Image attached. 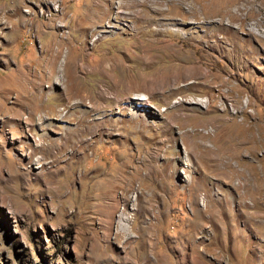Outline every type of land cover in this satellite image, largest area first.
<instances>
[{
	"label": "rangeland",
	"instance_id": "374dc122",
	"mask_svg": "<svg viewBox=\"0 0 264 264\" xmlns=\"http://www.w3.org/2000/svg\"><path fill=\"white\" fill-rule=\"evenodd\" d=\"M263 3L0 0V264H264Z\"/></svg>",
	"mask_w": 264,
	"mask_h": 264
},
{
	"label": "bare ground",
	"instance_id": "6f19581e",
	"mask_svg": "<svg viewBox=\"0 0 264 264\" xmlns=\"http://www.w3.org/2000/svg\"><path fill=\"white\" fill-rule=\"evenodd\" d=\"M138 1V0H137ZM170 1V0H169ZM176 1V0H175ZM249 1V0H248ZM130 2V1H129ZM166 2V1H165ZM182 2H183V0H182ZM209 2V1H208ZM211 2V1H210ZM107 3V2H106ZM145 3V2H144ZM217 3V2H216ZM108 4V3H107ZM158 4V3H157ZM169 4H171V3H169ZM178 4V3H177ZM176 4V5H177ZM253 4V2H247L246 4H245V6L244 7H246V11H249L250 10V8H249V5H252ZM264 4V3H263ZM155 5V4H154ZM160 5H162V4H160ZM121 6V5H120ZM166 6V5H165ZM167 6H169V5H167ZM178 6V5H177ZM212 6V5H211ZM220 6V5H219ZM240 6V5H239ZM142 7V6H141ZM195 7V6H194ZM207 6H205L204 8H206ZM213 7H215V6H213ZM131 8V7H130ZM143 8V7H142ZM160 8V7H159ZM168 8V7H167ZM215 8H217V7H215ZM222 8H224V9H228V8H225V6L224 7H222ZM124 9V8H123ZM171 9V8H170ZM190 9H192V8H190ZM128 10V9H127ZM168 10V9H167ZM212 10V9H211ZM145 11V10H144ZM160 11V10H159ZM244 12V9H242V8H240V9H237L236 11H235V15H237V16H239L238 14H239V12L240 13H242L243 14V12ZM161 12V11H160ZM169 12V11H168ZM252 12V10L250 11V13ZM107 13V12H106ZM148 13H149V11H148ZM164 13H165V11H164ZM221 13V12H220ZM249 13V14H250ZM173 14V13H172ZM241 14V15H242ZM88 15V14H87ZM247 15V14H246ZM89 16H91V15H88V18H90ZM93 16H94V14H93ZM134 16V15H133ZM140 16V15H139ZM197 16V15H196ZM86 18L85 19H87V16H85ZM95 17V16H94ZM103 17V16H102ZM165 17V16H164ZM198 17V16H197ZM247 17V16H246ZM92 18V17H91ZM106 19H107V17H105ZM196 18V17H195ZM214 18V17H213ZM228 18V17H227ZM94 19V18H93ZM96 19V18H95ZM170 19V18H169ZM221 19V18H220ZM238 19V18H237ZM247 19V18H246ZM91 20V19H90ZM109 20V19H108ZM113 21H114V23H113ZM224 21V20H223ZM89 22H91V21H89ZM120 22V19H119V17L118 16H114V18H113V20H112V24H114V25H116L115 23H119ZM147 22V21H146ZM149 22V21H148ZM232 23V22H231ZM85 25L87 24V23H84ZM89 24H91V23H89ZM161 24V23H160ZM237 24V23H236ZM88 25V24H87ZM86 25V26H87ZM106 25V24H105ZM114 25H111V24H109V25H107V28L109 27V28H115L116 29V27L114 26ZM151 25V24H150ZM159 25V24H158ZM166 25V24H165ZM168 25V24H167ZM147 26V25H146ZM145 26V27H146ZM160 26V25H159ZM164 26V25H163ZM158 27V26H157ZM90 27H88V29H89ZM120 28V27H119ZM118 28V29H119ZM132 28V27H131ZM160 28V27H159ZM202 28V27H201ZM83 29H84V27H83ZM102 29V28H101ZM130 29V28H129ZM136 29V28H135ZM146 29V28H145ZM150 29V28H149ZM149 29L147 30V33L149 32ZM153 29H155V28H153ZM94 30H96V29H93V31ZM98 30H99V28H98ZM137 30V29H136ZM141 30V29H140ZM97 31V30H96ZM128 31V30H127ZM139 31V30H138ZM137 31V32H138ZM144 31V30H143ZM155 31V30H154ZM173 31V30H172ZM102 32V31H101ZM105 32H108V30H105ZM129 32V31H128ZM136 32V31H135ZM151 32V31H150ZM157 32V31H156ZM90 33V32H89ZM94 33V32H93ZM143 33H146V32H143ZM152 33V32H151ZM174 33V32H173ZM150 33H148V35H149ZM156 34V33H155ZM163 34V33H162ZM178 34V33H177ZM252 34H254V33H252ZM160 35V34H159ZM171 35V34H170ZM188 35H190V34H188ZM104 36V35H103ZM154 36V35H153ZM163 36V35H162ZM99 37V36H98ZM132 37V36H131ZM152 37V36H151ZM157 37V36H156ZM92 39V38H91ZM146 39V38H145ZM149 39V38H148ZM153 39V38H152ZM98 40V39H97ZM137 40V39H136ZM156 41H157V38L155 39ZM149 41V40H148ZM98 42V41H97ZM160 42V41H159ZM151 43V42H150ZM152 44V43H151ZM166 45V44H165ZM155 48V47H154ZM153 48V49H154ZM164 48V47H163ZM162 48V49H163ZM173 48V47H172ZM172 48H170V49H172ZM152 49V48H151ZM166 49V48H165ZM167 49H169V48H167ZM142 51V50H141ZM51 53H53V52H51ZM147 54H148V52H147ZM146 54V55H147ZM150 54V53H149ZM56 55V54H55ZM104 55V54H103ZM107 55V54H106ZM56 57V56H55ZM103 58V57H102ZM116 58V57H115ZM129 58V57H128ZM49 59V58H48ZM117 60V59H116ZM97 61H99V60H97ZM110 61V60H109ZM118 61V60H117ZM158 61V60H157ZM46 62V61H45ZM148 62V61H147ZM54 63V62H53ZM159 63H161V62H159ZM31 64V63H30ZM98 64V63H97ZM152 64V63H151ZM121 65V64H120ZM156 65V64H155ZM31 66V65H30ZM38 66V65H37ZM57 68V67H56ZM191 68V67H190ZM23 69H24V67H23ZM29 69V68H28ZM35 69V68H34ZM51 69V68H50ZM59 69H61V68H59ZM124 69V68H123ZM176 69V68H175ZM38 70V69H37ZM43 70V69H42ZM72 70V69H71ZM77 70V69H76ZM182 70V69H181ZM195 70H197V68L196 69H192V71H195ZM51 71V70H50ZM82 71V70H81ZM98 71H100V70H98ZM35 72V71H34ZM84 72V71H83ZM82 72V73H83ZM191 72V71H190ZM197 72L199 73V70H197ZM63 73V72H62ZM96 73V72H95ZM98 73V72H97ZM100 73V72H99ZM173 73V72H172ZM11 74H12V72H11ZM14 74H15V72H14ZM13 75V74H12ZM51 75V74H50ZM56 75V74H55ZM55 75L54 76H51V79H52V81L54 82V84H57V82H58V80L57 79H59V78H55ZM97 75V74H96ZM165 75V74H164ZM203 77H204V79L206 80V79H208L209 77H210V73H205V72H203ZM26 76V75H25ZM24 76V77H25ZM90 76V75H89ZM103 76V75H102ZM161 76V75H160ZM182 76V75H181ZM18 77V76H17ZM16 77V78H17ZM23 77V76H22ZM22 77H21V79H22ZM49 77V76H48ZM168 77V76H167ZM63 78V77H62ZM83 78V77H82ZM104 78V77H103ZM107 78V77H106ZM116 78H117V76H116ZM129 78V77H128ZM131 78V77H130ZM24 79V78H23ZM67 79V78H66ZM15 80V79H14ZM80 80V79H79ZM87 80V79H86ZM126 80H128V79H126ZM182 80H184V79H182ZM16 81H18V80H16ZM26 81V80H25ZM29 81V80H28ZM35 81V80H34ZM48 81V80H47ZM51 81V80H50ZM117 81V80H116ZM30 82V81H29ZM33 82V81H32ZM49 82V81H48ZM101 82V81H100ZM127 82V81H126ZM207 82V81H206ZM28 83V82H27ZM34 83V82H33ZM170 83V82H169ZM198 83V82H197ZM37 84V83H36ZM110 84V83H109ZM16 85V84H15ZM27 85V84H26ZM187 85V84H186ZM195 84H193V86H194ZM225 85V84H224ZM108 86V85H107ZM106 86V87H107ZM110 86V85H109ZM120 86V85H119ZM126 88V87H125ZM107 90V89H106ZM178 90V89H177ZM118 91V90H117ZM127 91V90H126ZM190 91V90H189ZM109 92V91H108ZM177 94V93H176ZM30 95V94H29ZM32 95V94H31ZM63 95V94H62ZM116 96V95H115ZM26 98V97H25ZM117 98V97H116ZM115 98V99H116ZM131 98V97H130ZM29 100H30V98H28ZM113 99V98H112ZM133 99H135L136 100V102H133ZM78 101V100H77ZM80 101V100H79ZM147 101V99H145V98H132V101H130V106L131 107H134V109L135 108H138V106H137V104L139 103L140 104V107H142V106H147L148 105V103L146 102ZM76 102V101H75ZM120 102V101H119ZM200 102V101H199ZM80 103V102H79ZM78 103V104H79ZM89 103V102H88ZM108 103V102H107ZM115 103V102H114ZM24 104V103H23ZM36 104V103H35ZM181 104V103H180ZM99 105V104H98ZM72 106V105H71ZM97 106V105H96ZM31 107V106H30ZM65 108V107H64ZM104 109V108H103ZM106 109V108H105ZM123 109V108H122ZM81 110V109H80ZM95 110V109H94ZM44 112V111H43ZM64 112V111H63ZM78 112V111H77ZM110 112V111H109ZM35 113H36V110H35V108L33 109V108H31V115L33 114V115H35ZM47 113V114H46ZM45 114H46V117H47V115H50L49 113L50 112H46ZM79 113V112H78ZM89 113V112H88ZM92 113V112H91ZM178 113V112H177ZM41 114V113H40ZM136 114V113H135ZM138 114V113H137ZM65 115V114H64ZM107 115V114H106ZM55 116H57V115H55ZM54 116V117H55ZM60 117H61V114L59 115ZM74 116V115H73ZM103 116V115H102ZM16 117H20L19 116V114H17L16 115ZM31 117V116H30ZM35 117V116H34ZM46 117H43V116H41V118H37V116H36V122L38 121V122H41V124H42V122H43V120L46 118ZM105 117V116H104ZM145 117V116H144ZM83 118V117H82ZM33 119V118H32ZM94 119V118H93ZM213 120V119H212ZM46 121H47V123H48V126H51V123H49V121H50V118H48V119H46ZM97 121H98V119H97ZM167 122V121H166ZM217 123L219 122V121H216ZM215 122V123H216ZM95 123V122H94ZM44 124V123H43ZM99 124V123H98ZM100 126H101V124H99ZM96 126V125H95ZM94 126V127H95ZM166 126V125H165ZM169 126V125H168ZM83 127V126H82ZM85 127V126H84ZM179 127V126H178ZM219 129L221 128V127H218ZM80 129V128H79ZM96 129H97V127H96ZM95 129V130H96ZM212 129V128H211ZM93 130V129H92ZM170 130V129H169ZM172 130V129H171ZM182 130V129H181ZM216 130V129H215ZM194 131V130H193ZM196 131V130H195ZM89 132V131H88ZM87 132V133H88ZM96 132V131H95ZM94 132V133H95ZM93 133V132H92ZM197 133H199V136L202 138V139H204L206 136H204V135H202L201 134V132L200 131H198ZM102 134V133H101ZM195 134V133H194ZM92 135V134H91ZM83 139V138H82ZM85 142V141H84ZM204 142V141H203ZM197 143H199V142H197ZM84 144V143H83ZM199 145V144H198ZM224 145H226V140H225V144ZM203 147V146H202ZM200 148V147H199ZM206 148V147H205ZM200 150V149H199ZM214 150V154H215V158H213L212 159V161L214 162V163H216V165H220L221 166V162H222V160L223 159H225V149L223 150V147H216L215 146V148L213 149ZM208 151H210V150H208ZM205 152V151H204ZM207 153V152H206ZM207 155V154H206ZM207 159V158H206ZM126 160V159H125ZM128 165V164H127ZM190 166V165H189ZM177 167V166H176ZM178 168V167H177ZM176 168V169H177ZM99 169V168H98ZM135 169V168H134ZM175 169V170H176ZM19 172V171H18ZM17 172V173H18ZM20 173V172H19ZM140 177V176H139ZM114 180H116L115 178H114ZM131 180V179H130ZM113 181V180H112ZM112 181L110 180L109 182H110V185H112ZM139 182L140 181V178H137V177H134L129 183H128V185H127V183H125L126 184V186L124 187V190H123V196L122 197H124V200H126L125 202L126 203H131V202H135L134 201V199L133 198H135V199H140V196L138 195L139 193H140V191H143V188L141 189V186L140 187H137L136 189H135V184H136V182ZM114 182V181H113ZM116 184H118V183H116ZM139 184V183H138ZM109 185V186H110ZM119 185V184H118ZM113 186V185H112ZM114 188H115V186H114ZM137 192H136V191ZM110 194V193H109ZM133 195V196H132ZM145 202V201H144ZM143 202V203H144ZM149 203V202H148ZM148 203H146V205L148 204ZM256 203V202H255ZM145 205V204H144ZM144 208H145V206H144ZM254 208V207H253ZM139 212V211H138ZM122 214H126V211L125 210H122V212H121ZM196 224V223H195ZM195 230H196V232H195ZM197 231H199L198 230V228H197V224H196V226L194 225V231L193 232H195V234H194V236L193 237H196V235H197ZM202 231H203V229H202ZM205 232V231H204ZM157 244V243H156ZM193 246H194V254H195V252H196V250H195V246H197L196 245V243H193ZM154 248V246L153 247H151V249H153ZM148 254V253H147ZM149 257V256H148ZM195 258L196 257H194L193 256V261H192V263H195ZM151 261H152V263H154V264H157V260H156V258H151ZM159 262V261H158ZM151 263V262H150ZM202 262H200V264H201Z\"/></svg>",
	"mask_w": 264,
	"mask_h": 264
}]
</instances>
